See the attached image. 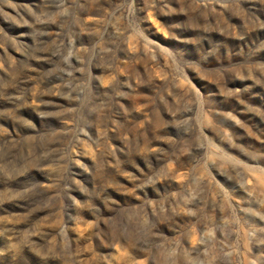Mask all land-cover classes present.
I'll return each mask as SVG.
<instances>
[{
	"label": "rangeland",
	"instance_id": "rangeland-1",
	"mask_svg": "<svg viewBox=\"0 0 264 264\" xmlns=\"http://www.w3.org/2000/svg\"><path fill=\"white\" fill-rule=\"evenodd\" d=\"M0 264H264V0H0Z\"/></svg>",
	"mask_w": 264,
	"mask_h": 264
}]
</instances>
